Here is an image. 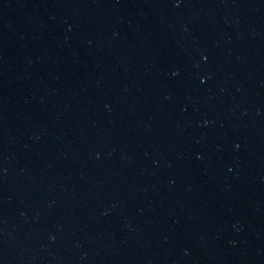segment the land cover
I'll return each instance as SVG.
<instances>
[{
  "label": "water",
  "instance_id": "water-1",
  "mask_svg": "<svg viewBox=\"0 0 264 264\" xmlns=\"http://www.w3.org/2000/svg\"><path fill=\"white\" fill-rule=\"evenodd\" d=\"M0 264H264V0H0Z\"/></svg>",
  "mask_w": 264,
  "mask_h": 264
}]
</instances>
